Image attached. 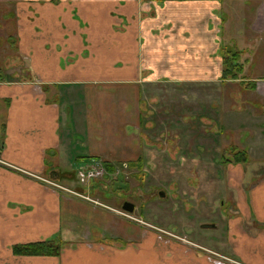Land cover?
Segmentation results:
<instances>
[{"label":"crops","instance_id":"obj_1","mask_svg":"<svg viewBox=\"0 0 264 264\" xmlns=\"http://www.w3.org/2000/svg\"><path fill=\"white\" fill-rule=\"evenodd\" d=\"M229 7L242 15L235 27ZM14 18L21 71L0 76V264H264V177L246 185L241 162L225 171L232 210L198 238L60 179L72 147L87 168L139 160L143 99L165 84H238L234 111L219 108L217 121L243 131L237 149L264 165V76L221 81L219 53L225 29L244 70L264 63V0H21ZM50 241L56 256L12 251Z\"/></svg>","mask_w":264,"mask_h":264},{"label":"rangeland","instance_id":"obj_2","mask_svg":"<svg viewBox=\"0 0 264 264\" xmlns=\"http://www.w3.org/2000/svg\"><path fill=\"white\" fill-rule=\"evenodd\" d=\"M20 2L0 0V76L5 72L9 79L18 77L21 71L15 49L14 18L15 8ZM224 14L231 15L233 27L235 20L242 17L240 11L235 13L232 7L227 8ZM223 31L226 47L237 48L233 36L225 29ZM262 68L264 63L260 58L256 63L249 62L245 70L243 67L240 76H264ZM237 86L234 83L221 86V82L151 86L150 95L143 99L146 103L142 104L141 158L129 168L126 166L132 162L109 163L114 171L94 180L86 176L87 165L81 161L84 158L81 150L72 147L71 159H67L65 167L71 170L61 168L60 179L66 172L67 178L74 182L73 186L86 191L90 199L91 187H95L94 196L100 202L114 205L117 212L127 218H144L174 236L179 233L198 238L204 231L201 226L213 225L210 223L214 221L221 225L229 215L228 209L232 210L225 171L232 163L228 160L232 159L231 149L243 151L237 149V144L246 135L242 136L243 131L225 130L217 116L222 111L219 108L226 104H230L234 111L237 93L242 90ZM237 133L241 136H236ZM247 163L244 164L245 175L250 178L245 183L252 185L264 177V165ZM252 168H255V176L250 172ZM123 201L134 206L132 213L122 210Z\"/></svg>","mask_w":264,"mask_h":264},{"label":"trees","instance_id":"obj_3","mask_svg":"<svg viewBox=\"0 0 264 264\" xmlns=\"http://www.w3.org/2000/svg\"><path fill=\"white\" fill-rule=\"evenodd\" d=\"M221 54L222 66H221V81H235L240 78L243 70V64L240 63V54L236 49H229L225 45H222L219 49ZM1 80V78H0ZM242 87L249 90H253V84H243L244 82H239ZM0 150L2 149V139H0ZM230 154L232 155L233 162H241L246 164L248 158L246 152L238 151L236 149H231ZM134 163H129L128 165H133ZM105 169L109 173L114 171L113 166L109 164H104ZM14 255L21 256H56L59 253V246L53 241L43 242V243H32L24 245H15L12 247Z\"/></svg>","mask_w":264,"mask_h":264},{"label":"built area","instance_id":"obj_4","mask_svg":"<svg viewBox=\"0 0 264 264\" xmlns=\"http://www.w3.org/2000/svg\"><path fill=\"white\" fill-rule=\"evenodd\" d=\"M105 169L100 165V163L98 162H93L89 165V167L87 168V173L86 176L89 179H100L104 176L105 174ZM58 188H60L61 190L67 191L68 193L74 194L72 191H68L66 189H63L59 186H57ZM207 252V251H206ZM216 256V255H214ZM233 263V262H232Z\"/></svg>","mask_w":264,"mask_h":264},{"label":"water","instance_id":"obj_5","mask_svg":"<svg viewBox=\"0 0 264 264\" xmlns=\"http://www.w3.org/2000/svg\"><path fill=\"white\" fill-rule=\"evenodd\" d=\"M122 210L127 212V213H132L134 210V206L130 203H124V205L122 206ZM208 227H213V225H203L202 228H208Z\"/></svg>","mask_w":264,"mask_h":264},{"label":"flooded vegetation","instance_id":"obj_6","mask_svg":"<svg viewBox=\"0 0 264 264\" xmlns=\"http://www.w3.org/2000/svg\"><path fill=\"white\" fill-rule=\"evenodd\" d=\"M1 70V69H0ZM9 77V76H8ZM228 160H231V159H228ZM105 164H107V163H105ZM100 165L105 169V165L103 164V163H100ZM131 166V165H130ZM114 168V167H113ZM126 168H129V165H127L126 166ZM105 172L107 173V171H106V169H105ZM115 174H117L118 175V171H116V173ZM104 177V176H103ZM123 204H121V207L124 205V203H129V202H125V201H123L122 202ZM134 211V210H133ZM202 227V226H201Z\"/></svg>","mask_w":264,"mask_h":264}]
</instances>
